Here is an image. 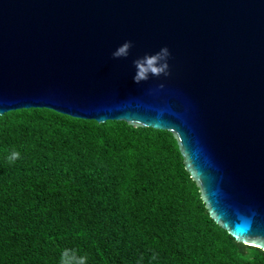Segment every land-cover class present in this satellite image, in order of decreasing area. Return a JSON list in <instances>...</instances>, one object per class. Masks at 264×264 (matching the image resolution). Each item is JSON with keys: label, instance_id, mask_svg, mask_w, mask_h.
Instances as JSON below:
<instances>
[{"label": "water", "instance_id": "obj_1", "mask_svg": "<svg viewBox=\"0 0 264 264\" xmlns=\"http://www.w3.org/2000/svg\"><path fill=\"white\" fill-rule=\"evenodd\" d=\"M30 108L171 133L210 219L264 252V0H0V115Z\"/></svg>", "mask_w": 264, "mask_h": 264}, {"label": "trees", "instance_id": "obj_2", "mask_svg": "<svg viewBox=\"0 0 264 264\" xmlns=\"http://www.w3.org/2000/svg\"><path fill=\"white\" fill-rule=\"evenodd\" d=\"M65 249L86 264H264L210 219L171 133L0 115V264H60Z\"/></svg>", "mask_w": 264, "mask_h": 264}, {"label": "clouds", "instance_id": "obj_3", "mask_svg": "<svg viewBox=\"0 0 264 264\" xmlns=\"http://www.w3.org/2000/svg\"><path fill=\"white\" fill-rule=\"evenodd\" d=\"M131 47L132 43L130 41H125L112 53L113 59L128 57ZM169 56V50L164 47L157 53L145 55L142 58L134 60L133 64L136 68V73L133 77L134 82L141 83L147 81L150 76H167L169 74V66L167 63ZM161 87H163V85H161ZM19 158L20 153L13 151L8 157V161L11 163ZM86 259L85 256L78 255L75 249H65L61 252L60 264H86Z\"/></svg>", "mask_w": 264, "mask_h": 264}]
</instances>
